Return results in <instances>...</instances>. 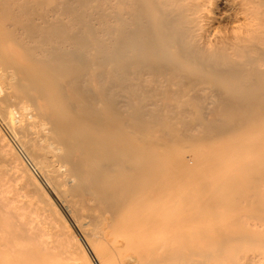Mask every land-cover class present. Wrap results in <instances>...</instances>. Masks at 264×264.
I'll return each mask as SVG.
<instances>
[{
  "label": "bare ground",
  "instance_id": "1",
  "mask_svg": "<svg viewBox=\"0 0 264 264\" xmlns=\"http://www.w3.org/2000/svg\"><path fill=\"white\" fill-rule=\"evenodd\" d=\"M213 244L264 264V0H0V264Z\"/></svg>",
  "mask_w": 264,
  "mask_h": 264
},
{
  "label": "rangeland",
  "instance_id": "2",
  "mask_svg": "<svg viewBox=\"0 0 264 264\" xmlns=\"http://www.w3.org/2000/svg\"><path fill=\"white\" fill-rule=\"evenodd\" d=\"M211 15L214 19V23H221L220 25L218 24V26L215 24V26L220 29V30H224V23H223V16H225L227 13H229V9L227 7V5L225 6L224 3L222 2H215L213 4H211ZM198 193L196 192H189V193H178V192H174L171 194L172 196V201L170 202V218L171 219H177L179 217H182L183 214H186L188 207H190L191 203H189L190 201H184V198L186 197H196ZM201 195V194H199ZM193 203H195V201L193 200ZM58 210L60 211V207L57 206ZM62 210V209H61ZM62 213V215L64 216V218L66 217V221L68 222V224L71 225V222L69 221V219L67 218L66 215H64L65 213L62 211H60ZM74 230V229H73ZM73 235L76 241H78V236L75 235V232L73 231ZM176 243V242H175ZM216 247V244H213L212 246H206V247H202L200 249H204V250H196V251H191V255H190V260H192L191 263L189 264H230V260L228 256H219L216 259H212V257H210L209 253H213V249ZM187 250L185 249V254L188 252H186ZM207 254V255H206ZM79 259L78 261L81 263H84L86 261L85 255L82 256L83 260H85L83 262L82 257L78 256ZM85 264V263H84ZM172 264V263H171Z\"/></svg>",
  "mask_w": 264,
  "mask_h": 264
}]
</instances>
